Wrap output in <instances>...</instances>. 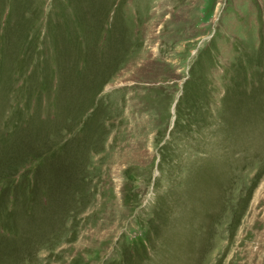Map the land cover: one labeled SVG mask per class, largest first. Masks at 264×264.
<instances>
[{"label":"rangeland","instance_id":"374dc122","mask_svg":"<svg viewBox=\"0 0 264 264\" xmlns=\"http://www.w3.org/2000/svg\"><path fill=\"white\" fill-rule=\"evenodd\" d=\"M0 264H264V0H0Z\"/></svg>","mask_w":264,"mask_h":264}]
</instances>
